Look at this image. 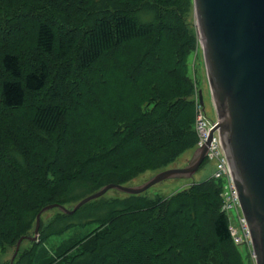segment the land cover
<instances>
[{
  "label": "rangeland",
  "instance_id": "obj_1",
  "mask_svg": "<svg viewBox=\"0 0 264 264\" xmlns=\"http://www.w3.org/2000/svg\"><path fill=\"white\" fill-rule=\"evenodd\" d=\"M2 1L3 11L0 12V24L4 25L3 23L9 20L7 28L17 25L11 38L5 41L7 42L5 47L16 44L20 48L16 49L15 46L11 51L14 53L18 51L22 69V84H24L25 73L28 70H35V64L41 58H44L50 65L49 80L44 89L39 92L27 91L26 104L24 109L22 108L24 113L33 112L37 100L42 96H48L58 81L61 66H67L68 74L65 75L62 86L63 97L66 98V101L63 99L60 101L67 109V115L59 131L60 146L56 141L57 133L50 135L43 133L46 138L52 140L57 152H75L77 148H83L87 143L95 145L97 142L98 147L100 144L108 142L110 122L104 114H100L103 111H99V104H102L101 107L108 104L112 108H116L120 115H131L133 113L132 104L138 99V96L145 93L150 82L158 83L161 93L169 97V89L172 88L169 84H172L170 81L173 80V77L169 79L164 70L170 66H176L173 54L180 49L181 51H186V49L191 51L187 56V73L193 85L187 91L188 104L182 113L191 120L193 127L181 134V138H178L177 141L159 149L150 160L146 159L140 165H134L122 173L114 174L101 165L104 153L90 158L96 165H94V169L87 170H91V173L98 172L97 176L87 181L85 179L90 177L87 172L79 175L75 180H71L75 176L69 177L70 182L61 196V203L64 206L72 208L80 199L98 191L103 185L110 182L138 185L161 170L183 167L187 164L197 147V140L193 144L197 136L193 130V120H195V102L198 100L199 90L202 92L203 108L207 118L211 123L216 120L195 24L192 0ZM26 4H29V10H32V14L30 13L29 16L27 14L29 10L25 11L28 9ZM25 14L27 17H20ZM119 16H126L134 20L137 27L147 28L149 32L129 39L117 47L106 48L101 51L99 58L89 66H82L80 53L83 48L90 45V35L95 33L103 23L113 26L115 18ZM43 17L51 23L56 34L64 32L75 34V42L69 55L61 61L55 55L58 49V38L53 43L55 51L53 50L54 52L49 57H44L35 48L34 26L37 21L35 19L39 20ZM5 42H2L0 48H4ZM25 51L35 57L31 59L32 55H27ZM147 51L149 54L157 51L161 60L159 59L157 62L150 60L148 70H143L145 66L142 64L138 68L137 64L141 55ZM109 58L113 61L117 60L114 74L106 71L99 72L102 64L107 63ZM123 64L128 67L130 72H134L132 77L123 76L126 67L122 66ZM175 84L173 82V86ZM89 92L91 94L88 96L86 93ZM190 100H194V104ZM84 103H89L87 104L89 109ZM149 104L147 107L153 106L151 103ZM1 106L3 105L0 99ZM156 110L157 114H162L164 108L160 107ZM89 131H93L96 138L92 135L88 138L89 136L87 137L85 133ZM35 148L36 150L44 149L38 143ZM80 149L77 150L80 151ZM9 153L10 157L23 163L22 152L16 147L10 148ZM51 153L53 154L52 151ZM53 156L47 160L52 161ZM37 157L36 155L35 158ZM113 159L116 161L115 158ZM63 160V165L69 166L71 170V165L75 161L74 155H68ZM122 161L124 164L127 163V156L123 157ZM97 164L102 167L99 168ZM215 170L216 161L205 158L195 174L189 179H166L137 195L109 189L100 197L83 204L71 214L64 213L59 208L49 209L40 216V229L36 239H24L11 264H132L133 260H140V258L132 256L133 254L139 255L142 250L141 246L153 254L149 255L150 259L145 256L146 264H162L159 263L162 260V256L158 255L159 250L150 248L149 243L142 242V238L139 234L137 235L136 228L138 226L148 233L151 231L149 234L155 236L152 238L157 242L162 240L163 246H166L171 238H174V244L179 241L180 245L186 244L182 251L187 256L185 262L189 260L186 264H216L220 254H226L232 259L234 258L233 248L232 245H228L208 252V256L204 258V261L207 259L205 262H196L195 258L200 253L193 242L202 239L206 242L211 239L210 225L207 222L210 218L202 217L201 212H196L193 203L187 206L190 210L187 217L186 212H183L181 218H178L175 213L173 214L183 199L180 197L183 190L194 182L212 177ZM163 199L171 202L170 207L164 218L156 219L154 218L157 215L156 211L151 210L150 206L160 203ZM137 207L142 210L137 214H131V210ZM145 208L149 209L145 210ZM38 211L35 209L20 215L17 213L13 217L6 215L4 225L0 223V264H10L16 242L21 235H34ZM128 212L129 214H127ZM232 214L234 216L233 212ZM156 220H162V226L165 225L164 228L161 227L160 234H157L158 231L155 230L158 226ZM178 231L180 233L176 236L175 232ZM131 235L134 237L129 241L130 243L126 242L125 240ZM76 242H79V245H75ZM162 245L160 248L163 247ZM235 251L238 253L240 264H251V252L246 244L235 246ZM127 252H130L132 256L125 260ZM164 264H168L167 260L164 261Z\"/></svg>",
  "mask_w": 264,
  "mask_h": 264
},
{
  "label": "trees",
  "instance_id": "obj_2",
  "mask_svg": "<svg viewBox=\"0 0 264 264\" xmlns=\"http://www.w3.org/2000/svg\"><path fill=\"white\" fill-rule=\"evenodd\" d=\"M26 6H28V9L25 10L27 12L30 8L29 4H26ZM2 11L3 1L0 0V12ZM30 13L32 14V10L27 12L28 16ZM27 14L20 17H27ZM35 20L37 21L34 26V45L38 52L44 57H49L55 51L53 43L58 38V49L55 55L59 61L65 59L75 42V34L66 32L56 34L51 23L44 17ZM8 23L9 20H6L3 23L4 25L0 24V47L2 42L11 38L17 26L7 28ZM148 32L149 29L137 27L135 21L126 16L116 17L113 26L103 23L95 33L90 35V45L81 50L80 64L89 66L94 60L99 58L101 51L106 50V48L117 47V45H121L129 39ZM6 44L7 42L4 44L5 49L0 48V99L3 105L0 107V223L3 225L6 215L13 217L17 213L20 215L26 211L40 210L43 206L55 202L62 204L61 196L66 191L70 178L75 176L74 179H71L75 180L76 177L86 172L90 176L85 179L86 181L92 180L97 176L98 172L91 173V170H87L94 169V165H96L90 158L104 153L101 165L114 174L122 173L131 169L134 165H140L146 159L150 160L159 149L172 144L173 141H177L178 138H181V134L193 127L191 120L182 113L188 104L187 91L193 85L187 73V56L191 51L190 49H186V51H181L180 49L173 54L175 55L174 62L176 66H170L167 70H164L169 79L173 77V80L170 81L172 84H169L172 87L169 89V97L161 93L158 83L150 82L151 84H148L149 87L146 88L145 93L138 96V99L132 104L133 113L131 115H120L116 108H112L108 104L101 107L102 104H99V111H103L100 114H104L110 122L108 142L100 144L98 147L97 142L95 145L87 143L85 147L77 148L80 151L76 149L75 152H57L52 140L46 138L43 133L49 135L57 133L56 141H58V144L61 141L59 131L67 115V109L60 101L62 99L66 101V98L64 99L63 97L62 86L65 75L68 74L67 66H61L58 73V81L54 84L48 96H42L37 100L33 112L24 113L22 108L24 109L26 104L27 93L30 91L39 92L44 89L49 80L50 65L44 58H41V60L36 62L35 70H28L25 73L24 84H22V69L20 58L17 54L18 51L17 53L11 51L16 44L13 46L10 43V46L5 47ZM16 49L20 48L16 46ZM25 52L27 54V51ZM33 57L35 56H30L31 59ZM159 59L157 51L151 54L147 51L141 55L137 67L139 68L143 64L145 68L142 69L148 70L149 61L155 60L157 62ZM107 60L108 62L102 64L99 72L106 71L114 74L117 60L113 61L110 58ZM122 66L126 65L123 64ZM133 73L126 66L123 76L130 77ZM114 80L116 81V78ZM173 82L174 84L176 83V86H173ZM86 94L89 96L91 92ZM154 97L156 98L154 99ZM113 100L115 101V99ZM190 102L194 104V100H190ZM149 103L153 106L147 107V104L150 105ZM87 104L85 106L89 109ZM143 105H146V107H143ZM160 107L164 108V111L162 114H157L156 109ZM85 134H87V137L89 136L88 138L91 135L96 138L93 131ZM196 140L197 136L193 144L196 143ZM94 141L96 140L94 139ZM36 143L39 146H43L44 149H34ZM12 147H16L22 152L23 163L16 158L10 157L9 152ZM36 155L38 156L37 158H35ZM52 155H54L52 161H48L47 158ZM68 155H74L75 157L71 170L69 166L63 165V159L68 157ZM125 156H127L128 161L124 164L122 158ZM97 165L99 168L102 167L100 164ZM65 178L67 179L65 180ZM83 178L85 177L83 176ZM222 190L223 180L220 179L209 177L206 180L194 182L180 194L183 199L173 212L178 218L183 217V212H186L187 217L190 214L187 206L193 203L196 207V212H201L202 217L210 218L207 222L210 225L211 239L206 242L204 239L193 242L200 253L195 258L196 262L204 261L210 251L213 252L220 247L232 245L234 258L231 259L226 254H220L216 264H240L238 253L235 251L237 244L233 242L229 233L228 217L221 210ZM170 204L169 200L163 199L160 203L150 206L151 210L156 211L157 215L154 218H164ZM138 208L140 207L131 210V214H137L142 210ZM147 209L149 208H145V210ZM156 222L158 226L155 230L158 231L156 232L158 234L162 231L161 227L164 228L165 225L162 226V220H156ZM136 229L138 230L137 235L139 234L140 238H142V242L149 243L150 248L152 247L156 251L159 250L158 255L162 256V260L159 263L164 264L166 260L168 264H186L189 262V260L185 262L187 256L182 253L186 244L180 245V241L174 244V238H171V241L166 246H163L162 240L157 242L152 238L155 236L149 234L151 231L148 233L139 226ZM179 233V231L175 232L176 236ZM133 237L131 235L125 241L129 242ZM75 245H79V242H76ZM160 245L163 247L160 248ZM141 247L142 250L139 255L133 254L132 256L130 252H127L130 255L126 254L125 260L132 256L141 260H133L132 264L134 262L136 264H146L144 261L145 256L150 259L149 255L153 254H150L149 250L147 251L144 246Z\"/></svg>",
  "mask_w": 264,
  "mask_h": 264
},
{
  "label": "water",
  "instance_id": "obj_3",
  "mask_svg": "<svg viewBox=\"0 0 264 264\" xmlns=\"http://www.w3.org/2000/svg\"><path fill=\"white\" fill-rule=\"evenodd\" d=\"M206 78L216 120L205 142L187 164L161 170L138 185L110 182L72 208L60 203L36 214L34 235L18 238L13 262L24 239H36L43 212L67 214L109 189L137 195L166 179H189L206 158L216 133L248 226L255 264H264V0H192ZM203 107V96L198 91Z\"/></svg>",
  "mask_w": 264,
  "mask_h": 264
},
{
  "label": "built area",
  "instance_id": "obj_4",
  "mask_svg": "<svg viewBox=\"0 0 264 264\" xmlns=\"http://www.w3.org/2000/svg\"><path fill=\"white\" fill-rule=\"evenodd\" d=\"M195 104L196 115L194 120V130L197 135V146H200L207 139L209 130L212 128L214 122L211 123L209 121L204 108L199 103V100H196ZM206 158L216 161V170L212 177L215 179L225 180L223 182V190L221 192V210L228 217V229L230 236L235 244H246L248 246L249 251L251 252V264H255L251 250L248 226L242 214L237 192L231 180L230 170L225 156L221 150L219 139L216 133L213 136V140L209 146ZM232 212L234 213V216Z\"/></svg>",
  "mask_w": 264,
  "mask_h": 264
}]
</instances>
